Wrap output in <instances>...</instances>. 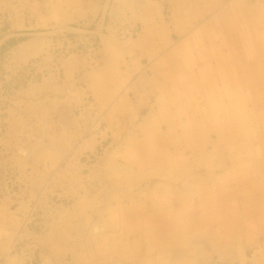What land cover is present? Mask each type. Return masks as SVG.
Here are the masks:
<instances>
[{"label": "rangeland", "instance_id": "374dc122", "mask_svg": "<svg viewBox=\"0 0 264 264\" xmlns=\"http://www.w3.org/2000/svg\"><path fill=\"white\" fill-rule=\"evenodd\" d=\"M100 17L75 30L39 28L31 35L12 36L9 23L0 28V264H40L46 257L52 264H255L256 256L264 264V203L254 201L264 202V96L253 85L233 93L217 64L227 47H210L206 32H174L184 53L167 66L145 57L130 38L121 44L129 49L119 64L123 76L102 98L92 85L103 61L101 38L110 33L96 30ZM123 35L117 39L128 38ZM34 37L40 39L33 52L18 46ZM75 57L81 66H73ZM224 125L231 129L218 138L214 128ZM163 157L173 161L155 162ZM207 172L215 178L205 180ZM221 186L224 202L217 198ZM142 188L151 195L130 193ZM207 192L212 197L198 203L197 195ZM120 202L131 215L119 212ZM155 210L180 229L160 238L143 235L149 250L74 244L79 237L87 241L83 228L93 223L108 224L118 239L141 241L140 216ZM52 238L57 246L48 243Z\"/></svg>", "mask_w": 264, "mask_h": 264}, {"label": "bare ground", "instance_id": "6f19581e", "mask_svg": "<svg viewBox=\"0 0 264 264\" xmlns=\"http://www.w3.org/2000/svg\"><path fill=\"white\" fill-rule=\"evenodd\" d=\"M23 1L24 0H0V28H4L5 23H9V25L11 26V24L14 23L13 20L15 19V17L17 15H18V17L21 16L20 14H22L26 10L22 6ZM105 2H106L105 5L102 4V6L100 8L101 10L98 12V14L92 15V17H90L91 15H88L89 14L88 10H90V8L85 9V7H80L79 6L80 2H78V0H52V1H50L51 5H52V9L49 12V14L47 15V17H49V18L54 16V18L59 21V22H56L55 25H52L51 27L47 28V31H50L51 28H53L55 30H59V29L60 30L61 29H67V30L74 29L75 30V28L77 29L80 24L90 23V21H92L93 19H96L97 17H100V16H101L100 20H98L97 24H96V28H97L96 30L104 31L106 28H109L108 30L110 33L104 34L101 38V41L104 44L103 51H102L104 53L103 61H101L102 64L99 65L97 70L92 73V76H95L97 74L95 77H98V81L93 80L94 82H92V85L95 89L98 90V91H96L97 94L100 97L102 95V98H103V96L108 98V96H110L112 94L111 85H112L113 79L116 76H118L119 74L123 76V73H122L123 71L120 70L119 64H120V62H122L124 60V57H123L124 53L123 52L127 51L124 49L123 46H121V44H123L124 42H127L131 39L130 42L132 45L136 44V46H138L139 49L143 48V50H146L147 56L153 58L152 62L159 65V66L160 65L167 66V64H170V62H174L173 59L179 58V57L181 58L182 53H184L183 52L184 42L182 40L181 35L178 37L179 39L174 40L172 38V33H174V32L164 30L163 29L164 26H159V25L155 26V24L153 23V21H152L153 18L156 17L155 15H158L156 11L161 9V6L159 5V2L157 0H106ZM197 2L202 6L203 10L201 9V11L198 12V10L194 9L193 12L196 13V16H198V15L207 16L206 18H208V19L212 20V22H214L213 27H216L217 30H212V31L211 30H205V31L201 30V31H192V32L177 31V33H192V36H195L200 32H206L207 33L206 38L208 39V45H211L210 47H216V48H218V47L226 48L227 47V51L225 52L226 54L222 56L223 57L221 59L222 61H217V64L219 67L222 65V69L219 70V73L228 82L229 88H231L233 86V93L235 94V87L236 86H237V89H239L240 87L241 88L246 87V86L250 87V85H253L252 87L258 88L259 94L264 96V38H262V31H264V28L261 27V25L264 24V4L260 3L258 0H255L254 2H249L248 3L249 6H245V4L247 3L246 0H197ZM212 2H213V4H212ZM211 4H212V6L210 7ZM63 5L65 6V8H63ZM37 8L34 11V13L33 12L32 13L38 15L37 21H38V25H39L40 19L42 20L43 18H42V15ZM67 8H69L68 13H67ZM98 8L99 7H96V9H98ZM126 8L130 11L131 17H133L132 18L133 22H131L128 19L127 14H126V10H127ZM107 11H109V12L107 13ZM124 12L126 15L124 14ZM106 14H108L107 17L109 20L107 21L106 26L103 27V25H102L103 23H102L101 19L104 16H106ZM65 15H67L66 18H64ZM77 17L78 18L84 17V21L82 23H81V20L75 21V18H77ZM68 21H74V22L69 23ZM138 21H140V22H138ZM140 23H142L143 26ZM20 24H21V22H20ZM41 24H43L45 26L47 25V24H44L43 22ZM148 24H149V26H148ZM43 25H41V26H43ZM74 25H76V27ZM154 26H155L156 30H154ZM119 31H121V33H124L123 36H128V38L126 40L119 41L117 39V33H119ZM51 32H53V31H51ZM112 32H114L115 35L112 34ZM252 32L261 33V36L257 37L254 34L252 35ZM231 34H233V35H231ZM135 38H137V39L133 40ZM216 38L218 39L217 42L215 40ZM39 39H40V37H34V38H31L30 40H27L29 42H27V41L20 42L18 44V46H21L23 48V50H25L26 52L29 50H30V52H33L37 48L36 45H39V42H38ZM186 42H187L186 44L189 45L188 41H186ZM194 44H196V42H194ZM51 45L53 46V44H51ZM192 46H194V45H192ZM200 46H202V45L201 44L195 45V47H200ZM234 46H236V47H234ZM244 47L245 48H256V49H258V53H255L256 55H254V57H251L253 55H249L248 53L243 54V55L239 54L237 56V53H238L236 51L237 48L242 49ZM128 51H129V49H128ZM45 52H47V51H45ZM218 53H219V50H214L212 55L213 54L215 55ZM77 55H79V54H77ZM192 55L193 54H191V57L193 58ZM18 56H19V54H18ZM10 57H12V56H10ZM219 57H220V55H219ZM206 58H208V57H206ZM72 60H73V66H77L79 62H80V66H81L83 63V60L80 59V60H82V62H81L77 57H75ZM175 62L177 63V61H175ZM209 64H210V60H209ZM219 64H221V65H219ZM229 64H231V65H229ZM208 66L209 65H207V67ZM210 67H211V65L209 66V68ZM90 68H93V67H90ZM153 68L156 69L155 66ZM209 68H206V69H209ZM168 72L169 71L165 70L166 74H168ZM197 73L200 75L202 74L201 72H197ZM241 73L244 74L242 77H240L242 75ZM247 74H248V76H247ZM125 78H126V76H125ZM201 78L202 79L205 78V75H202ZM239 80H241L240 83L237 82ZM217 82H216V84H217ZM115 83H116V86L118 87L119 82L115 81ZM163 87H164V85H163ZM197 89H199V88H197ZM230 92H231V89H230ZM211 95L213 96V94H211ZM120 96L124 97L125 94L120 93ZM160 98L161 97L159 96V99H157V100H161ZM179 98H181V97H179ZM244 103H245V100H243V99L241 101H239V104H244ZM151 106H153V105H151ZM197 107H199V106H197ZM249 115H250V113H249ZM257 116H258L257 117V119H258L259 115H257ZM261 116H264V115L262 114ZM151 117H152V115H151ZM231 117H233V116H231ZM249 118H250V116H249ZM44 120H46V119L44 118ZM148 121H149V118H148ZM145 122H147V121L145 120ZM260 122H261V120H260ZM44 126H45V124H44ZM143 126H145V124H143ZM141 129H143V128H141ZM171 129H173V127H171ZM225 129L230 130L231 126L224 125L218 129L214 128L213 132H215V135L219 138V137H221L222 134L225 133ZM188 131H190V130H188ZM189 133L187 132L188 135H189ZM195 133H196V131H195ZM244 133L245 132H242V133H239L238 135H240V134L245 135ZM203 135L205 136V138L211 137L210 133L209 134L207 133V135H205V133H204ZM204 136H201V137H204ZM251 139L255 140V138H251ZM198 140H199V138L194 137V141L198 142ZM39 144L40 143L38 142V145ZM243 145L245 146V144H243ZM246 146H247V144H246ZM156 160H159L161 162L163 161V163L167 162V164L168 163L170 164L173 161L170 158H164V157H163V159H155V162H156ZM148 161H150V162L153 161V158L149 157ZM262 163H263V161H262ZM165 168H167V167H165ZM214 175L215 174H213V173L211 174V173L207 172V175L205 176V178L201 177V176H194V177H192L191 180H194V181L198 180L199 181V180H203V178L205 180H211ZM180 176H182V175H180ZM167 178H170V177H167ZM214 178H215V176H214ZM208 182H211V181H208ZM115 189H117V188H115ZM152 191H154V190H152ZM130 193H137V194L142 193L145 195L148 193L149 195H151L150 194L151 192L148 191L147 188L138 189L137 191H132ZM177 193H179V192H177ZM108 194L109 193L107 192L106 195L108 196ZM201 195H204V194H201ZM201 195L200 196L197 195L198 199L197 198L196 199H197L198 203L201 202L202 204L206 203L207 199L212 197V196H209V195H211V193L208 195V192L204 195V197L203 196L201 197ZM116 198L118 199V197H116ZM123 198H125V197H123ZM128 198L130 199V201H133V200H131L132 198L130 196H128ZM217 198H218V200H220V202H224V200L226 198V192L222 188V186L219 188V191L217 192ZM104 199H105V197H104ZM125 199L127 200V198H125ZM145 200H146V198H145ZM138 201L139 200H137V204H138ZM251 201H253V199H251ZM254 201H255L256 207H258V203H260L261 205H263V203H264L259 198L255 199ZM116 203H117V201H116ZM119 204L120 205H118V210L120 213H122V214L127 213L128 215L131 213V212L130 213L128 212L129 210H127V208H125V205L123 203L120 202ZM255 206H254V208H255ZM110 208H112V207H110ZM102 210H104V209H102ZM157 210H155L154 212L143 213L140 216L141 217L140 222H141V228H142V232H141L142 239H141V241L136 240L135 242H132L134 238L132 239V241H129L127 239H125V240L124 239H118V237H115L116 235L114 232L110 233L106 229L108 224L106 225V224L93 223L90 225L89 230H86L83 228V230L85 231V233L87 235V241L85 240V242H84L83 239H80V237H79V239H77L74 244H75V246L82 247L84 244H86V243L88 244V242H89V243H92L93 245H96V248H99L100 250L101 249L106 250L109 247H113L116 250L121 249V251H123V253H126L128 248L130 250L135 249L134 252L137 249L142 250L144 248L149 250L150 245H148V244L146 245L145 240H144L145 236L143 238V235H146V237H150V236L153 237L154 236L155 238H157V237L160 238V237L164 236V233L176 234V233H178V230L180 229L178 226H176L174 224V222L172 224H170V222H169L170 219L167 217L161 216L160 215L161 213ZM211 211H212V209H211ZM256 211H258V209H256ZM98 214H99V212H98ZM224 214H225V212H224ZM99 215L102 216L103 214L100 213ZM138 215H139V213H138ZM129 217H131V216H129ZM213 221L224 222V219L216 217V219L214 218ZM137 224L138 223H136V225ZM109 226H110V224H109ZM185 227L189 228L190 225H185ZM99 237L101 238V241H99V239H100ZM48 243L53 247L57 246V239L52 238V240L51 239L48 240ZM67 243H70V242L68 241ZM88 246H90V245H88ZM169 247H172V245L170 244ZM216 250H217V248H216ZM133 259L135 260V257H133ZM92 260H93V258H91L90 261H92ZM74 263L77 264V261ZM78 263H80V261H78ZM148 263H150V262H148ZM254 263L258 264V256L255 257ZM40 264H52V263H51V260L46 257L43 260V262ZM144 264H146V263H144Z\"/></svg>", "mask_w": 264, "mask_h": 264}, {"label": "crops", "instance_id": "0c3cea01", "mask_svg": "<svg viewBox=\"0 0 264 264\" xmlns=\"http://www.w3.org/2000/svg\"><path fill=\"white\" fill-rule=\"evenodd\" d=\"M50 1L52 0H44V2L41 3L39 0H24L22 6L26 10L22 14H20L21 16L18 17L17 15L15 17V19L13 20L14 23L12 22L13 24H11V26L10 25L7 26L8 27L7 31L10 32L12 36L31 35L35 30L39 28L46 29L51 27L52 25H55V23L59 21L55 19L54 16L50 18L47 17V15L52 9V5ZM105 1L106 0H78V2H80L79 5L80 7H85V9L90 8V10H88L89 12L88 15H91L90 17H92V15L98 14V12L101 10L100 8L102 4L105 5L106 3ZM157 1L159 2L161 9L156 11L158 15H155L156 17L153 18L152 20L155 26L156 25L164 26L163 29L170 32L217 30L216 27H213L214 22L206 18L207 16L205 15L196 16V13L193 12L194 9L198 10V12L201 11V9L203 10L202 6L197 2V0H157ZM246 1L247 3L245 4V6H249L248 3L254 2L255 0H246ZM258 1L264 4V0H258ZM212 4L210 5V7L212 6ZM96 7L99 8L96 9ZM36 8L39 10L43 18L42 20L40 19L39 25H43L41 24L43 22L44 24H47L46 26L39 27L37 21L38 15L33 14ZM63 8H65L64 5ZM68 12H69V8H67V13ZM66 17L67 15L64 16V18ZM127 17L131 22H133L132 20L133 17H131L130 12H128ZM81 19H84V17L83 18L77 17L75 18V21H79ZM68 22L73 23L74 21H68ZM140 24L142 25V23ZM155 26H154V30H156ZM139 51H141L143 55H145V57L150 58L149 56H147V52L146 50H143V48H140ZM123 53L125 54L126 52Z\"/></svg>", "mask_w": 264, "mask_h": 264}]
</instances>
